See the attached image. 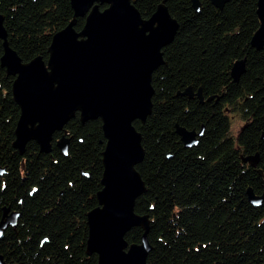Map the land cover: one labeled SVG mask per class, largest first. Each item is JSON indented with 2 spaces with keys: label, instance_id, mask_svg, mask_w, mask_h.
Masks as SVG:
<instances>
[{
  "label": "trees",
  "instance_id": "16d2710c",
  "mask_svg": "<svg viewBox=\"0 0 264 264\" xmlns=\"http://www.w3.org/2000/svg\"><path fill=\"white\" fill-rule=\"evenodd\" d=\"M137 0L144 19L165 4L180 27L166 47V65L153 75V112L142 135L145 159L137 170L146 193L135 207L151 222L148 264H264V201L255 207L248 190L264 197V50L251 42L260 28L258 0H229L223 10L201 0ZM11 48L24 63L49 59L53 37L74 20L71 0H0ZM85 19L77 20L81 32ZM0 45V221L4 209L20 215L16 229L0 236L6 264H98L89 255L88 215L98 207L106 139L101 120L80 116L54 135L52 152L30 142L14 147L21 111L14 78L1 66ZM245 61L238 81L235 63ZM192 88L198 98L183 96ZM210 99V101H209ZM243 125L234 132L233 117ZM177 126L204 136L187 149ZM69 140L68 156L57 142ZM260 156L257 167L244 158ZM143 231L126 236L140 244Z\"/></svg>",
  "mask_w": 264,
  "mask_h": 264
},
{
  "label": "water",
  "instance_id": "95a60500",
  "mask_svg": "<svg viewBox=\"0 0 264 264\" xmlns=\"http://www.w3.org/2000/svg\"><path fill=\"white\" fill-rule=\"evenodd\" d=\"M137 0H71L74 20L57 33L49 48V59L42 57L24 63L8 41L5 18L0 14L1 66L14 78L12 94L21 115L15 130L14 147L24 154L35 142L45 154L52 152L54 135L80 116L82 123L101 120L106 139L103 153L102 190L98 207L88 215V254L98 256V264H148L152 251L149 242L151 222L135 212L137 200L146 193V184L137 167L145 159L142 135L135 123L145 124L153 112V75L166 65L163 50L171 45L179 31L165 4L144 19ZM223 10L229 0H210ZM199 13L201 0H192ZM106 6V9L101 7ZM260 28L252 46L264 50V0H258ZM85 19L81 32L77 20ZM245 61L235 63L232 77L238 81L245 73ZM183 96L201 103L202 91L192 88ZM210 101V99H209ZM177 134L187 149L197 147L204 129L197 133L177 126ZM57 147L68 156L69 140L63 137ZM260 156L244 158L257 167ZM0 168V177L5 175ZM255 207L263 204L248 190ZM20 215H9L5 208L0 222V236L16 229ZM134 228L143 231L140 244H130L126 236ZM0 264H6L0 256Z\"/></svg>",
  "mask_w": 264,
  "mask_h": 264
},
{
  "label": "rangeland",
  "instance_id": "374dc122",
  "mask_svg": "<svg viewBox=\"0 0 264 264\" xmlns=\"http://www.w3.org/2000/svg\"><path fill=\"white\" fill-rule=\"evenodd\" d=\"M233 124H234V132H236V133L239 132L240 128L243 125V122H242L241 118L236 114L233 117Z\"/></svg>",
  "mask_w": 264,
  "mask_h": 264
},
{
  "label": "flooded vegetation",
  "instance_id": "af4514ba",
  "mask_svg": "<svg viewBox=\"0 0 264 264\" xmlns=\"http://www.w3.org/2000/svg\"><path fill=\"white\" fill-rule=\"evenodd\" d=\"M137 3V2H136ZM107 7L106 6H103V7H101V9L103 10V9H106ZM4 176V175H3ZM2 178V177H1ZM12 214H15V211L13 210H11V209H9V215H12ZM2 218H3V216H2ZM2 220V219H1ZM1 222V221H0ZM8 228H12V229H14L15 230V228H13V227H8ZM5 233V232H4Z\"/></svg>",
  "mask_w": 264,
  "mask_h": 264
}]
</instances>
